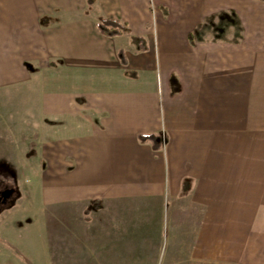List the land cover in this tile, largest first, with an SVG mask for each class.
Returning <instances> with one entry per match:
<instances>
[{
    "label": "crops",
    "instance_id": "crops-1",
    "mask_svg": "<svg viewBox=\"0 0 264 264\" xmlns=\"http://www.w3.org/2000/svg\"><path fill=\"white\" fill-rule=\"evenodd\" d=\"M0 94L100 264H264V0H0Z\"/></svg>",
    "mask_w": 264,
    "mask_h": 264
},
{
    "label": "rangeland",
    "instance_id": "rangeland-1",
    "mask_svg": "<svg viewBox=\"0 0 264 264\" xmlns=\"http://www.w3.org/2000/svg\"><path fill=\"white\" fill-rule=\"evenodd\" d=\"M227 26V21L220 16L219 30ZM196 32L200 34L199 30ZM16 101L15 96L0 94V190L5 187L18 189L12 202L0 208V264H98L96 241L86 237L88 223L82 209L73 206L66 216L61 206L57 215L55 207L43 198V176L18 173L23 170L19 166V156L24 153L15 150L18 143L7 142L9 134L1 127L2 119L10 113V104ZM145 257L148 259L143 263L138 261ZM163 262L159 252L147 256L122 254L116 263Z\"/></svg>",
    "mask_w": 264,
    "mask_h": 264
},
{
    "label": "trees",
    "instance_id": "trees-1",
    "mask_svg": "<svg viewBox=\"0 0 264 264\" xmlns=\"http://www.w3.org/2000/svg\"><path fill=\"white\" fill-rule=\"evenodd\" d=\"M98 27L106 35L119 34L125 30V24L115 18H105L98 23ZM142 139H151L153 144L156 142V137L152 134L140 135Z\"/></svg>",
    "mask_w": 264,
    "mask_h": 264
},
{
    "label": "flooded vegetation",
    "instance_id": "flooded-vegetation-1",
    "mask_svg": "<svg viewBox=\"0 0 264 264\" xmlns=\"http://www.w3.org/2000/svg\"><path fill=\"white\" fill-rule=\"evenodd\" d=\"M9 188H15V187H5V188H2L1 190H0V208H2L3 206H7V205H9L11 202H12V199L17 195V193H18V189H16L15 188V191H12L11 192V194L8 196V197H6V200L5 201H3V199H4V195H3V193H4V191L5 190H7V189H9Z\"/></svg>",
    "mask_w": 264,
    "mask_h": 264
},
{
    "label": "water",
    "instance_id": "water-1",
    "mask_svg": "<svg viewBox=\"0 0 264 264\" xmlns=\"http://www.w3.org/2000/svg\"><path fill=\"white\" fill-rule=\"evenodd\" d=\"M12 191H15V188H9V189L4 191V193H3V195H4L3 196L4 197L3 201L6 200V197H8L11 194Z\"/></svg>",
    "mask_w": 264,
    "mask_h": 264
}]
</instances>
